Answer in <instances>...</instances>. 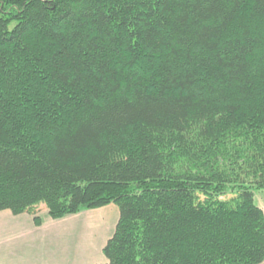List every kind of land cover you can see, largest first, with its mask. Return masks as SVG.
<instances>
[{
  "label": "trees",
  "instance_id": "16d2710c",
  "mask_svg": "<svg viewBox=\"0 0 264 264\" xmlns=\"http://www.w3.org/2000/svg\"><path fill=\"white\" fill-rule=\"evenodd\" d=\"M264 0H0V213L114 205L102 264H263Z\"/></svg>",
  "mask_w": 264,
  "mask_h": 264
},
{
  "label": "rangeland",
  "instance_id": "374dc122",
  "mask_svg": "<svg viewBox=\"0 0 264 264\" xmlns=\"http://www.w3.org/2000/svg\"><path fill=\"white\" fill-rule=\"evenodd\" d=\"M257 196L256 204L264 207V193ZM39 210L42 224L44 219L50 220L44 212L46 210L45 207ZM13 218L17 220V223L26 220V218L30 220L29 216L15 217L1 214L0 239L3 241L2 245L10 247L8 251L12 259L9 261L12 262V264H16L13 261L22 263L29 262L28 260H33L32 253L34 252V247L24 249V251L22 240L15 241V237L21 235L23 231L24 237H22L23 240H25L26 233L23 228H17L12 224ZM118 220V208L114 205H110L99 210L82 211L75 216L65 218L62 222L53 223V221H47L44 230L56 228L57 233L60 235L59 238L62 239L58 244L52 243L51 248L48 247L47 250L48 252L55 251L54 254H57L59 257L66 256L68 262L71 261L70 257L76 256V258L81 259L80 264L105 263L106 259L103 255V250L107 242L112 238ZM40 253L45 254L46 251L42 250Z\"/></svg>",
  "mask_w": 264,
  "mask_h": 264
},
{
  "label": "crops",
  "instance_id": "0c3cea01",
  "mask_svg": "<svg viewBox=\"0 0 264 264\" xmlns=\"http://www.w3.org/2000/svg\"><path fill=\"white\" fill-rule=\"evenodd\" d=\"M259 207L264 211V207H261V206H259ZM41 208H43V206ZM44 212L48 216L47 209ZM1 214L14 216L9 211L2 212V213H0V215ZM21 216H24V217L29 216L30 220H28L26 218V220L19 221V223H17V220L13 218L12 224L17 228H23V230H25L26 239L23 240V237H24L23 236L24 231H23V233L21 235H18L15 237V241L22 240V244L24 245L23 250L27 249V248L34 247V252L32 253L33 260L31 259V260H28L29 262H24V263L13 261L14 263H16V264H20V263L21 264H72V263L73 264H80L81 259L76 258V256L70 257L71 261L68 262L66 260V256L65 257H59L57 254H54L55 251L48 252V250H47L48 247L51 248L52 243L58 244V242L62 241V239L59 238L60 235L57 233L56 228H50V229L44 230V226L46 225V222L47 221H53V223H58V222H62L65 218L61 219V220H52L48 216V219H50V220L44 219L42 226L36 227L34 225L33 217H31L28 214H23ZM15 217H18V216H15ZM59 232H60V230H59ZM1 240L2 239H0V264H4V263L5 264H12V262L9 261L10 259H12V258H10V256H9L10 252L8 251V249L10 247H7L6 245H2L3 241H1ZM42 250H45L46 253L41 254L40 251H42Z\"/></svg>",
  "mask_w": 264,
  "mask_h": 264
}]
</instances>
